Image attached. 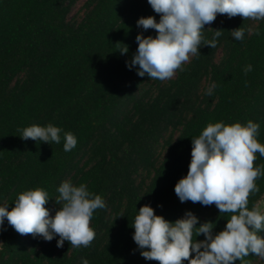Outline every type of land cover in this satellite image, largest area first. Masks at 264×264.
I'll use <instances>...</instances> for the list:
<instances>
[{
    "label": "trees",
    "instance_id": "obj_1",
    "mask_svg": "<svg viewBox=\"0 0 264 264\" xmlns=\"http://www.w3.org/2000/svg\"><path fill=\"white\" fill-rule=\"evenodd\" d=\"M79 1L0 0V206L11 210L20 193L42 188L54 216L57 189L70 181L87 185L106 207L93 213L96 235L89 247L65 241L58 248V236L50 242L22 236L5 219L0 264H158L144 259L133 240L140 207L151 206L169 222L191 212L196 227L214 224L213 235L232 215L214 204L182 203L175 194L189 169L192 139L209 123L251 120L264 144V20L218 14L202 30L211 40L212 29H222L217 46L202 43L183 71L160 81L138 76V65L127 66L138 48L136 36L157 35L137 26L141 17L159 22L147 0H85L72 14ZM239 27L243 40L231 33ZM124 45L126 54L119 51ZM249 64L252 71L245 74ZM48 124L61 129L59 144L19 137V129ZM67 132L77 139L69 152L63 148ZM255 155L254 166L264 165V157ZM255 183L259 191L250 194L249 210L264 198V175ZM195 239L205 237L194 230ZM234 264L264 260L249 253Z\"/></svg>",
    "mask_w": 264,
    "mask_h": 264
},
{
    "label": "clouds",
    "instance_id": "obj_2",
    "mask_svg": "<svg viewBox=\"0 0 264 264\" xmlns=\"http://www.w3.org/2000/svg\"><path fill=\"white\" fill-rule=\"evenodd\" d=\"M159 14L155 17H141L137 26L144 30L154 29L155 37L138 34V48L127 66H139L137 75L147 74L151 80L166 81L174 77L177 70L190 57L199 56L202 43L211 48L217 46L222 29L214 30L211 40H204L202 30L212 24L217 15L229 19L242 17L243 20H264V0H147ZM249 31H251L249 29ZM236 40H243L245 29L231 30ZM259 35V32L256 33ZM128 52L124 45L119 50ZM252 71L246 65L245 74ZM216 85H210L206 94L211 96ZM259 124L249 120L246 125L223 122L209 123L202 133L192 139L191 161L187 175L175 185L174 191L183 203L215 205L220 213H232L225 228L213 235L214 224L205 222L196 227L198 218L186 212L183 218L169 222L156 215L149 205L139 208L135 216L133 240L141 249V256L158 264H234L243 261L249 253L264 260V214L257 208L249 210L250 194L258 192L256 179L264 175V165L254 166L256 153L264 157V144L257 140ZM22 140L56 143L61 141V129L48 124L46 127L32 125L19 129ZM64 151L69 152L77 145L76 137L64 134ZM60 205L55 215H50L45 205L48 193L42 188L27 190L18 195L14 207L0 206V231L5 219L20 235L40 236L51 241L58 236L57 247L68 241L73 248L89 247L95 239L90 227L93 213L106 207L100 195L91 193L87 185L74 186L64 181L57 189ZM123 217V216H121ZM203 234V241L193 240ZM146 249V250H145ZM194 254V255H193ZM82 264H89L87 259Z\"/></svg>",
    "mask_w": 264,
    "mask_h": 264
},
{
    "label": "rangeland",
    "instance_id": "obj_3",
    "mask_svg": "<svg viewBox=\"0 0 264 264\" xmlns=\"http://www.w3.org/2000/svg\"><path fill=\"white\" fill-rule=\"evenodd\" d=\"M85 0H80L72 9V14L75 13L80 7L81 5L84 3ZM257 209L262 212L264 210V198L259 202V204L257 205ZM1 246V243H0Z\"/></svg>",
    "mask_w": 264,
    "mask_h": 264
}]
</instances>
